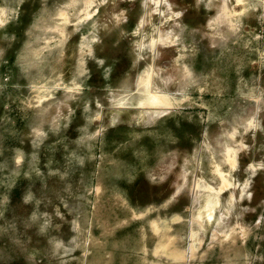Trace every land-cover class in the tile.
<instances>
[{
  "label": "rangeland",
  "instance_id": "374dc122",
  "mask_svg": "<svg viewBox=\"0 0 264 264\" xmlns=\"http://www.w3.org/2000/svg\"><path fill=\"white\" fill-rule=\"evenodd\" d=\"M0 264H264V0H0Z\"/></svg>",
  "mask_w": 264,
  "mask_h": 264
}]
</instances>
